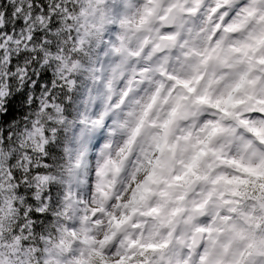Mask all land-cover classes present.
<instances>
[{"label":"clouds","instance_id":"1","mask_svg":"<svg viewBox=\"0 0 264 264\" xmlns=\"http://www.w3.org/2000/svg\"><path fill=\"white\" fill-rule=\"evenodd\" d=\"M0 264H264V0H0Z\"/></svg>","mask_w":264,"mask_h":264}]
</instances>
